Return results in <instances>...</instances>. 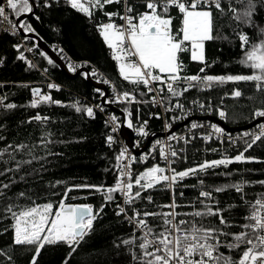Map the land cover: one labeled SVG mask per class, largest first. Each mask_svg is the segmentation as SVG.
<instances>
[{
  "label": "trees",
  "instance_id": "trees-1",
  "mask_svg": "<svg viewBox=\"0 0 264 264\" xmlns=\"http://www.w3.org/2000/svg\"><path fill=\"white\" fill-rule=\"evenodd\" d=\"M83 2L87 4V0ZM128 2L137 11L145 10L142 7L144 0ZM251 3L254 11L250 25L235 20L227 7L224 14L214 12V38L204 42L205 60L203 63L193 61L191 51L182 52V76L253 74L254 69L240 63L249 47L242 48L238 36L241 32L248 34L252 44L264 39V34L260 32L264 28V0H251ZM222 4H232L242 14L249 0H222ZM91 11L92 15L89 16L72 8L68 0H59L49 7L37 5L35 14L22 23L31 25L35 30L32 33L40 36L54 50L55 45L60 44L74 60L88 61L97 66L122 92L132 93L137 99H149L150 94L143 85H134L123 79L119 62L114 59V51L108 47L102 35V24H121L119 16L110 18L106 13H119L122 16L123 0L121 3L106 4L103 8L93 7ZM171 15L174 17V29H179L181 15L175 9L171 10ZM13 17L17 20L14 14ZM31 42L35 44L33 40ZM17 43L18 39L14 36H0V96L3 101L0 105V264H30L34 254L33 246L14 243L15 219L6 209L12 206L13 211L18 213L46 203L58 206L65 190L74 185H93L96 188L74 189L68 192L65 203L91 205L94 214L101 208L103 211L99 212L84 239L74 246V252L64 242L46 245L37 264H65V261L67 264H140L139 260L132 259L130 250L137 254L141 252L136 245L141 242L142 235L118 214L119 193H113L114 199L107 201L105 192L96 190L114 187L119 176L118 150L107 140L109 127L101 115L89 117L86 112L88 106L70 98L72 94L88 99L101 97L102 92L93 88L84 75L75 79L67 77L53 62L49 63L50 59L37 47V64L47 67L50 76L62 84L63 89L53 93L52 101L58 103L40 102L33 107L32 90L35 84L43 80V76L33 64L29 66V62L19 58L22 51L16 48ZM201 68H204L203 72ZM235 89H239L243 95L233 98L231 93ZM224 95L227 96L226 124L230 127L249 124L255 120L253 113L264 109V92L257 91L253 82L243 81L215 84L205 92L198 87L178 97L169 95L167 102L179 100L185 103L196 97L219 100ZM9 104L16 107L8 108ZM121 108L127 115L131 113L133 119L149 118L151 114L148 104ZM37 115L42 119H34ZM151 125L152 133L162 131L161 120L154 118ZM251 141L243 140L237 146H232L218 142L204 144L195 139L181 154L176 165L177 170L198 167L195 173L182 179L174 188L175 204L178 205L176 211L181 214L193 213L204 211L205 205H209L214 210H221L231 226L220 224L217 216L179 217L194 220L198 226L220 228L226 232L242 230L240 225L247 223L245 217L250 214L251 204L264 197V184L260 183L264 181V138L245 151L246 144ZM20 145L25 147L21 148ZM241 153L254 159L199 169V165L205 161L217 160L224 154L236 157ZM3 185L8 187L4 188ZM235 186L242 188V191H237ZM217 188L224 190L217 192ZM139 191L141 197L136 198V206L141 215L144 212H168L169 208L163 207L170 203L167 188L158 186ZM202 191L211 192L212 197H201ZM148 196L151 201L147 199ZM145 219L154 231L162 230L160 215ZM133 236L136 237L135 245L121 243ZM221 240L230 242V238L221 237ZM220 251L233 259L239 258V249L222 247Z\"/></svg>",
  "mask_w": 264,
  "mask_h": 264
},
{
  "label": "snow or ice",
  "instance_id": "snow-or-ice-1",
  "mask_svg": "<svg viewBox=\"0 0 264 264\" xmlns=\"http://www.w3.org/2000/svg\"><path fill=\"white\" fill-rule=\"evenodd\" d=\"M125 2V13H106L110 18L112 16H119L124 21L123 24L116 23L102 24L101 30L104 40L108 47L114 51V59L120 61L119 71L124 80L130 81L134 85H143L148 93L165 91L164 87L153 88L154 83L165 85L167 92L173 97L183 95L188 88L185 87L183 91H177L175 85L181 80L190 82L191 87H195L197 83H203L211 87L214 83L223 84L225 82H256L255 87L257 91L264 92V39L257 44L250 43V38L246 33H239V40L241 47H249L245 52L244 57L240 63L254 69L253 74L250 75H221V76H182L183 62L180 60L182 52L191 51V59L193 61L204 62V42L212 40L214 30V12L221 14L227 10L233 14V18L238 22L251 24V17L254 11V5L249 0L248 7L241 14L239 10L232 4L226 6L222 4V0H144L142 7L144 11H137L133 4ZM242 2V0H240ZM70 6L80 12L92 15L91 8H103L106 4L121 3V0H87V6L82 0H68ZM51 6V5H47ZM7 9L18 19L26 13L33 12V5L30 0H6ZM6 7L0 3V23L8 22L12 28H23L25 32H34L31 25L20 23L16 25L9 18L6 13ZM177 10L181 15L179 29H174L171 10ZM39 19V17H36ZM264 34V28L260 29ZM20 46H17L19 49ZM31 51V49H29ZM44 55L43 53H41ZM20 59H25L21 53ZM135 58V59H132ZM49 63H52L49 60ZM29 66L31 62L29 61ZM71 68V66H70ZM75 71L74 68L71 69ZM201 72L204 68H201ZM196 82V83H191ZM107 83V81H105ZM50 88H57L58 85L49 84ZM99 92L100 90L97 89ZM33 94L38 97L33 101L32 106L35 107L40 102L58 103L52 101L50 95L41 93L39 88L33 89ZM143 95V93H142ZM231 95L234 98L241 97L243 93L239 89H235ZM116 99L127 101L129 103L136 101L135 95L129 92L118 94ZM164 97L161 96V100ZM152 101L157 103L155 97ZM8 108H15V104L7 105ZM177 108H183V105L177 103ZM201 107H203L201 105ZM101 110H103L101 108ZM169 111L171 109H168ZM80 111V108H77ZM89 117L94 116L92 107L86 109ZM131 116V113H128ZM221 117L226 116L225 111L219 112ZM254 118H264V109L257 110L253 113ZM36 120L42 118L37 115ZM173 119H176L173 117ZM115 125L112 127V132L118 130V117L113 115L110 118ZM145 123H147L145 121ZM127 126L133 127L131 119L127 120ZM170 128L171 125H168ZM198 125L193 123L192 129L197 128ZM214 131L223 133L224 129L213 126ZM260 132L252 134L253 138L250 143L246 144L245 151L252 148V146L264 138V123L259 125ZM143 132V129H140ZM145 135L147 133H144ZM245 135H249L245 133ZM175 139V137H171ZM210 138V137H208ZM109 143L113 142V136L107 137ZM159 143V141H157ZM19 147L23 148L24 145ZM124 149L116 157L117 161L131 159L135 157H126ZM2 155V153H0ZM160 155L168 160V155L160 150ZM171 156H177L176 151L171 152ZM254 159L245 157L243 153L237 155L235 161H245ZM231 159L214 160L211 162H204L199 165L200 170H205L210 167L219 165H226L232 163ZM130 165L124 164L120 168L117 183L114 187L105 189L97 188V191H104L106 200L112 201L114 199L113 193L123 191L127 199L125 203H134L135 198L141 197V192L137 190L133 196L132 189L133 179L132 173L129 170ZM166 169L156 165L148 168L143 173L135 178V185L142 189L154 188L161 182H169V184L177 181V177L181 180L188 177L197 171L196 168H190L185 171L176 172L171 169L172 175H165ZM143 181V183H142ZM264 184V181H260ZM7 188L8 185H3ZM237 191H242V188L235 186ZM80 188H96L93 185H74L72 188L66 189L63 198L58 206L53 203H46L44 205H36L20 210L18 213L13 211V207L9 206L6 211L12 214L15 219L14 229V243L16 245L33 246L34 254L31 258L30 264H37V259L40 257L41 250L46 245L56 244L58 242L66 243L74 252L84 236L92 229L94 220L97 219L99 212L103 211L101 208L95 212L90 205H73L65 203L68 199V192ZM224 189L217 188L216 191H223ZM2 195V193H0ZM23 196L24 194L21 193ZM200 196L204 198H211L212 193L207 191L200 192ZM151 201V197H148ZM119 207V206H118ZM172 209L166 213L134 212L129 219L142 229H146L144 235L140 237V243L136 245L141 252L137 254L130 250L133 260H139L140 264H264V198L256 199L251 204L250 214L245 217L247 223L240 225L241 231L231 233L223 231L220 228L204 227L197 225L196 222L184 219L177 220L176 217L180 215H191L193 217L203 216H217L219 222L226 227H230L228 221L221 214V210L213 209L212 206L205 205L204 211H195L193 213L181 214L175 211L178 207L174 202L169 205H164ZM54 208L56 209L54 211ZM118 214H125L123 207H119ZM161 216L162 230L154 231V228L149 225L145 217ZM221 237L225 239L230 238L229 243H224ZM123 245H135L136 237L125 239L121 242ZM119 246V245H118ZM222 247L229 250L239 249V258L233 259L231 256H225L220 251ZM10 259V258H9ZM67 264V261H65Z\"/></svg>",
  "mask_w": 264,
  "mask_h": 264
},
{
  "label": "built area",
  "instance_id": "built-area-1",
  "mask_svg": "<svg viewBox=\"0 0 264 264\" xmlns=\"http://www.w3.org/2000/svg\"><path fill=\"white\" fill-rule=\"evenodd\" d=\"M33 1L37 5L40 4L45 7H49L47 5H52V4H56L59 2V0H33ZM123 3H124L123 15H124L125 13L124 0H123ZM127 3H129L128 0H127ZM2 4L6 7V0H2ZM6 13L9 14L10 20H12L13 23L18 25L16 19L13 17V14L11 13V10L7 9V7H6ZM123 23L124 21L122 20L121 24ZM2 34H8L18 39L16 48L17 46H20L19 50L22 51L25 57V61L27 62L30 61L31 64H33L43 76V80L35 84L34 87H40L42 89L41 91L42 94L50 95L51 97H53L54 91H60L61 89H63V85L58 83L57 80H55L53 77L50 76L49 69L47 67H40L37 64V51H36L37 46L31 42L32 40L25 38L21 35L19 27L12 28L8 22L0 23V36ZM29 49H31V51ZM55 51L64 61L71 59L70 55L64 50V48L60 44L55 45ZM132 59H135V58H132ZM93 74L97 76L100 82H103L107 86L108 92H109V102L115 104L116 106L121 107V106H130V105H136V104L142 105L146 103L142 99H137V98H136V101L131 102V103L116 99L117 95L121 94L122 92L119 91L115 82L97 69L93 70ZM105 81H107V83H105ZM191 83H196V82H191ZM253 83L255 84L256 82H253ZM49 84L58 85V89L48 87ZM215 84L216 83H214L213 85ZM151 86L153 88L164 87L165 91L162 94L159 92L149 93L151 97V101H150L151 114L148 119H142L141 121H137L135 123L134 139H133L132 146H130L121 135V127H122L121 117L119 115H115L114 113L110 112L105 107H103L101 105L99 97L94 96L95 100L91 104L86 103V100L82 99V95L72 94L70 97L71 99H76L78 102L83 101L84 102L83 105L92 107L94 111L93 117H95L96 114H99L105 119V122L107 126L109 127L110 135L113 136V142L110 144H112V146L118 149L119 154L122 150L127 149V152L125 153L126 157L136 158L135 160L125 159V160L120 161V168H122L124 164L130 165L129 170L131 171L132 176H133V179L131 182L134 185L132 189L133 196L135 195V192L137 190L142 189V188H139L138 185H135L134 183L135 178L139 174L146 171L148 168L159 165L160 167L166 169L164 173L165 175H172L173 173L171 172V169H175L176 172H180L179 170H177L176 165L182 156L181 154L186 152L187 147L195 139L202 141L204 144H209L211 142H218L220 144L231 143L233 146H237V143L239 142V140L246 139V138H253L252 134H258L260 132L259 125L261 123H264V122H261L255 125L250 130L243 131L241 133H231V132L226 131L224 128H223L224 129L223 133H217L214 131L213 126L222 128L220 125L214 122H211V121H201L198 119H194L188 122L186 125L178 128L173 133L168 134V132L174 126L182 123L183 121L193 116L207 115V116L215 117L220 121H224L226 116L221 117L219 115V112L221 110L224 111V107L226 106V103L224 100L217 101L212 97L206 100L200 97H196L195 99L187 100V102L185 103H182L179 100H175L173 102H167V97L171 94L167 92L166 86L160 85L157 83H154ZM175 87L177 90L181 89L182 91L185 87H187L188 90L183 92V93H187L188 91L196 89L198 87H202V91L205 92V91H208L212 86L208 87L203 83H197L195 87H191L190 82L181 80L180 82H178L177 85H175ZM145 90L147 91L146 88ZM153 96L155 97L157 103H154L152 101ZM161 96L164 97L163 100H161ZM37 99L38 97L35 96L32 91V100L35 101ZM2 103L3 101L0 96V105H2ZM177 103L183 105V108L175 107ZM201 105L203 107H201ZM101 108L103 110H101ZM168 109H171V110L169 111ZM113 115L118 117L117 123L119 126L116 132H112L111 130L112 127L115 126L110 120V118ZM173 117H175L176 119H173ZM154 118L161 120V127L163 129L164 135L151 141L144 151H142L140 154H136L135 150L142 149L146 145L149 137L151 136V132H152L151 121ZM145 121L147 123H145ZM193 123L197 124L198 127L195 129H192L191 125ZM168 125H171V127L169 128ZM140 129H143V132H141ZM144 133H147V134L145 135ZM245 133H248L249 135H245ZM171 137H175V139H172ZM157 141H159V143H157ZM161 149H163V151L168 155V160H165L164 157L160 155ZM173 150L177 152V156L175 157L171 156V152ZM234 158L235 157H229L227 155H224L217 160L231 159L235 161ZM194 168H198V167H194ZM182 171H185V170H182ZM180 182H181V179L177 177V181L174 183L169 184V182H161L160 184H157L154 188L158 186L167 188L169 191V195H170L169 204H172L173 202L175 203V198H174V193H173L174 188L177 185H179ZM154 188H151V189H154ZM142 190H150V189H142ZM118 193H119V205L118 206L123 207L126 211V215L125 214H120V215H122L143 236L146 229L140 228L135 223V221H132L129 219L130 217L133 216L134 212H137V211L140 212L139 207L136 206V198L134 200V203L127 204L125 203V200L127 199V197L125 196L124 192L121 191ZM169 211H172V209L169 208L168 212ZM175 211H176V208H175ZM118 212H119V208H118ZM176 219L177 220H180V219L187 220L186 218H181L179 216H177Z\"/></svg>",
  "mask_w": 264,
  "mask_h": 264
},
{
  "label": "water",
  "instance_id": "water-1",
  "mask_svg": "<svg viewBox=\"0 0 264 264\" xmlns=\"http://www.w3.org/2000/svg\"><path fill=\"white\" fill-rule=\"evenodd\" d=\"M0 3H2V0H0ZM30 3L33 5V12L32 13H26L22 16H20L16 21L17 24L19 25L20 23H22L23 20L33 16L37 10V4L33 1L30 0ZM21 35L25 38H28L30 40H33L36 44V46L69 78L71 79H75L76 77L84 74L85 75V79L86 81L93 87L96 89H99L101 91H103V95H102V104L104 106L109 107L113 112H115L116 114L120 115L122 117V127H121V135L122 137L126 140V142L132 146V140H133V129L129 128L127 126L126 123V114L125 112L119 108L116 105H113L111 103H108L106 101L107 98V93H108V88L107 86L103 83V82H97L95 79L92 78V76L89 73L88 68L83 67L79 70H77L76 72H71L70 69L68 68L67 64L65 63V61L57 54V52L51 47L49 46L45 41H43V39L38 36L35 33L32 32H25L23 28H19ZM39 88L41 91L42 89L40 87H35L34 89ZM234 98V97H233ZM194 119H201V120H211L214 121L216 123H218L219 125H221L222 127H224L225 129L235 132V131H241V130H246L249 128L254 127L255 125L264 122V118H256L254 121L250 122L247 125L244 126H239V127H230L227 124H225L224 122L219 121L217 118L212 117V116H205V117H191L185 121H183L180 124H177L176 126H174L169 132L168 134L173 133L175 130H177L178 128L186 125L188 122L194 120ZM164 135L163 133H156L153 134L149 137L146 145L143 147V149L140 150H135L136 154H140L142 151H144V149L147 148V146L150 144V142L152 141L153 138L157 137V136H162Z\"/></svg>",
  "mask_w": 264,
  "mask_h": 264
},
{
  "label": "bare ground",
  "instance_id": "bare-ground-1",
  "mask_svg": "<svg viewBox=\"0 0 264 264\" xmlns=\"http://www.w3.org/2000/svg\"><path fill=\"white\" fill-rule=\"evenodd\" d=\"M71 57V56H70ZM68 62H69V65L72 67V68H74V69H78L79 70V68L81 69V68H83V66L84 67H86V68H88V70H89V73H90V75L92 76V78L93 79H95L97 82H100L99 80H98V78H97V76L95 75V74H93V70L94 69H97V70H99V71H101L99 68H97L95 65H93L92 63H90V62H86V61H76V60H74L72 57H71V59L70 60H67ZM67 61H65V63L67 62ZM75 63H77V64H75ZM67 64V63H66ZM68 66V65H67ZM69 68V67H68ZM71 71V70H70ZM72 72V71H71ZM102 72V71H101ZM74 73V72H73ZM103 73V72H102ZM104 74V73H103ZM84 75V74H83ZM85 76V75H84ZM226 83V82H225ZM217 84V83H216ZM118 87V86H117ZM96 89V88H95ZM119 89V88H118ZM101 91V90H100ZM119 91L120 92H122L120 89H119ZM102 93H103V91H101ZM123 93V92H122ZM104 94V93H103ZM100 98V102H101V105L103 106V107H105L107 110H109L110 112H112V113H114L115 115H118V114H116L115 112H113L109 107H107V106H104L103 104H102V100H101V98L102 97H99ZM226 98H227V96L226 95H224V97H222V98H220L219 100H217V101H220V100H224L225 101V103H226V106L224 107V111H225V113H226V108H227V102H226ZM82 99L84 100H86V103H89V104H91L94 100H95V97L94 96H92V98H90V99H88V98H84V97H82ZM106 101L108 102V103H111V102H109V92L107 93V98H106ZM143 101H145L146 103L145 104H148V105H150V101H151V97L149 98V99H147V100H143ZM75 102H77V103H79V104H84V102L83 101H81V102H78L76 99H75ZM111 104H113V103H111ZM113 105H115V104H113ZM143 105V104H142ZM119 107V106H118ZM120 108V107H119ZM122 109V108H121ZM123 110V109H122ZM124 111V110H123ZM125 112V111H124ZM126 114V113H125ZM97 115H99V114H96V116ZM120 116V115H119ZM205 116H207V115H200V116H194V117H205ZM121 117V116H120ZM122 118V117H121ZM226 118H227V113H226ZM226 118H225V120L224 121H221V122H224L225 124H226ZM104 119V118H103ZM142 119H148V118H139L138 120H136L134 123H133V127H132V129L134 128V130H135V123L137 122V121H141ZM198 120H201V119H198ZM201 121H211V120H201ZM220 121V120H219ZM104 122H105V119H104ZM211 122H214V121H211ZM126 123H127V116H126ZM214 123H216V122H214ZM105 124H106V122H105ZM216 124H218V123H216ZM107 125V124H106ZM219 125V124H218ZM221 126V125H220ZM229 126V125H228ZM222 127V126H221ZM222 128H224V127H222ZM253 128V127H252ZM225 129V128H224ZM251 128H249V129H246V130H241V131H235V132H232V131H229V130H227V129H225L226 131H228V132H231V133H241V132H243V131H248V130H250ZM134 130H133V133H134ZM160 133H163L164 134V132H163V129H162V131L160 132ZM154 133H152L151 132V135H153ZM158 137H161V136H157V137H155V138H153L152 139V141L154 140V139H156V138H158ZM133 139H134V135H133ZM243 140H252V138H246V139H242V140H239V142L240 141H243ZM239 142L237 143V145L239 144ZM227 144H229V145H232L231 143H227ZM132 145H133V140H132ZM233 146V145H232ZM114 147V146H113ZM116 148V147H115ZM143 149V148H142ZM118 150V149H117ZM145 150V149H144ZM224 155H227V156H229L228 154H224ZM223 155V156H224ZM230 157V156H229ZM186 170V169H185ZM179 171H182V170H179ZM119 208V207H118Z\"/></svg>",
  "mask_w": 264,
  "mask_h": 264
},
{
  "label": "crops",
  "instance_id": "crops-1",
  "mask_svg": "<svg viewBox=\"0 0 264 264\" xmlns=\"http://www.w3.org/2000/svg\"><path fill=\"white\" fill-rule=\"evenodd\" d=\"M83 1V0H82ZM85 3V2H84ZM86 4V3H85ZM86 6H87V4H86ZM107 44V43H106ZM86 62H88V61H86ZM119 62V65H120V61H118ZM67 63V65H68V67H69V69L71 70L72 69V67L70 68V65H69V62L67 61L66 62ZM94 65V64H93ZM84 67V66H83ZM97 67V66H96ZM98 68V67H97ZM80 69V68H79ZM78 69H75V71H72V72H76ZM103 72V71H102ZM104 73V72H103ZM105 74V73H104ZM83 75V74H82ZM92 75V74H91ZM106 75V74H105ZM93 76V75H92ZM107 76V75H106ZM94 77V76H93ZM108 77V76H107ZM95 78V77H94ZM96 79V78H95ZM102 95H103V93H102ZM102 97V96H101ZM121 108V107H120ZM126 113V112H125ZM126 116H127V120L128 119H131L132 120V122L134 123L136 120H138L139 118H141V117H138V118H132V116H128L127 114H126ZM142 118H147V117H142ZM121 120H122V118H121ZM133 130H134V128H133ZM133 135H134V133H133ZM118 155H119V152H118ZM119 171H120V165H119Z\"/></svg>",
  "mask_w": 264,
  "mask_h": 264
},
{
  "label": "rangeland",
  "instance_id": "rangeland-1",
  "mask_svg": "<svg viewBox=\"0 0 264 264\" xmlns=\"http://www.w3.org/2000/svg\"><path fill=\"white\" fill-rule=\"evenodd\" d=\"M83 2V1H82Z\"/></svg>",
  "mask_w": 264,
  "mask_h": 264
}]
</instances>
